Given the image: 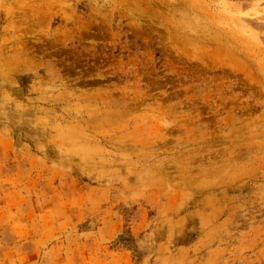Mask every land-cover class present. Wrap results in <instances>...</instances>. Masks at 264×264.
<instances>
[{
  "label": "rangeland",
  "instance_id": "obj_1",
  "mask_svg": "<svg viewBox=\"0 0 264 264\" xmlns=\"http://www.w3.org/2000/svg\"><path fill=\"white\" fill-rule=\"evenodd\" d=\"M0 264H264V0H0Z\"/></svg>",
  "mask_w": 264,
  "mask_h": 264
}]
</instances>
